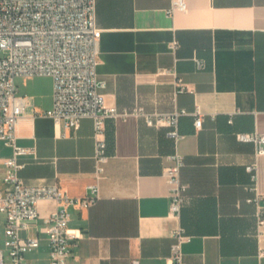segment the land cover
<instances>
[{
	"label": "crops",
	"instance_id": "0c3cea01",
	"mask_svg": "<svg viewBox=\"0 0 264 264\" xmlns=\"http://www.w3.org/2000/svg\"><path fill=\"white\" fill-rule=\"evenodd\" d=\"M186 3V10L170 14L169 0H97V71L106 81V103L120 111L141 106L149 114L199 106L204 121L198 130L193 114L182 115L178 139L168 125H150L134 113L108 121L111 156L99 180L100 198L71 209L70 226L84 236L74 241L69 264H168L182 227L191 236L182 247L187 264H264V224L258 222L264 154L238 137L264 132V0ZM25 96L18 143L35 152L20 157L19 175L28 184L58 183L83 197L95 182L94 120L68 128L45 115L53 86L48 97ZM176 152L184 156L181 177L188 185L179 215L170 210L164 176ZM11 155L0 141V185ZM254 162L256 182L247 170ZM254 185L260 207L249 201ZM56 207L54 200L38 204L42 218L31 234L41 245L29 258L35 264H49L40 228Z\"/></svg>",
	"mask_w": 264,
	"mask_h": 264
},
{
	"label": "built area",
	"instance_id": "2783aa9c",
	"mask_svg": "<svg viewBox=\"0 0 264 264\" xmlns=\"http://www.w3.org/2000/svg\"><path fill=\"white\" fill-rule=\"evenodd\" d=\"M169 1L170 14L187 9L186 0ZM96 4L97 0H0V141L12 148L0 185V224L5 220L0 264H35L26 255L41 245L40 237L31 234L42 218L38 209L41 200L57 203L56 209L43 217L44 226L40 228L48 239L49 264H69L74 241L84 236L81 229L70 226L71 209L89 208L100 198L99 180L111 156L109 120L134 113L144 116L150 125H168L169 134L176 139L181 137L182 115L193 114L196 128L203 126L204 113L199 106L192 112L182 108L149 114L141 106L133 111H120L106 103L101 90L106 81L99 78L97 71L102 29L97 24ZM177 44L175 41L174 47ZM24 76L53 78V105L44 114L57 123L78 128L84 118L94 120L95 182L88 185L83 197L69 195L58 183L28 184L19 175L24 167L20 157L35 152L34 147L18 143V123L25 114L27 97L18 93L17 79ZM238 137L254 142L257 154H264V132H241ZM170 159L172 164L165 167L164 176L170 185V210L179 215L188 191L181 177L185 160L178 152L170 155ZM257 168V162L247 166L255 182ZM251 189L256 194L249 201L260 207L262 196L255 185ZM258 216L259 224H264V214ZM190 238L183 227L176 231L168 264H187L182 247Z\"/></svg>",
	"mask_w": 264,
	"mask_h": 264
},
{
	"label": "rangeland",
	"instance_id": "374dc122",
	"mask_svg": "<svg viewBox=\"0 0 264 264\" xmlns=\"http://www.w3.org/2000/svg\"><path fill=\"white\" fill-rule=\"evenodd\" d=\"M19 93L25 94L29 97L36 98L47 96L52 91L53 78L51 76H31V77H21L18 79ZM4 218L5 215L2 214ZM5 220H1L0 224V246L4 247L5 242ZM7 252V251H6ZM28 258H36V252H31L26 255Z\"/></svg>",
	"mask_w": 264,
	"mask_h": 264
}]
</instances>
